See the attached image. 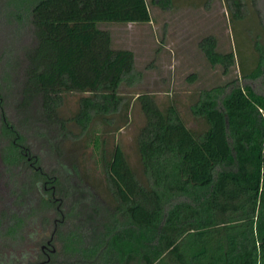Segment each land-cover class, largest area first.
I'll return each instance as SVG.
<instances>
[{
    "label": "trees",
    "instance_id": "trees-1",
    "mask_svg": "<svg viewBox=\"0 0 264 264\" xmlns=\"http://www.w3.org/2000/svg\"><path fill=\"white\" fill-rule=\"evenodd\" d=\"M225 2L232 25L255 30L250 58L238 60L241 78L264 83L261 17H249L242 0ZM15 9L24 11L19 21H25L28 38L16 56L22 66L17 106L44 131L45 149L63 171L60 176L56 169L34 168L35 157L15 144L21 136L5 123L36 175L34 184L41 185V203L57 217L48 221L52 252L40 264H264V94L235 82L200 92L190 106L191 117L202 124L197 133L172 107L161 112L151 96H138L144 117L135 137L138 176L118 144L106 150L101 137L127 123L118 88L135 75L132 53L112 49L99 25L148 23L144 0H21ZM197 49L223 75L234 64V54L216 52L212 36L201 38ZM71 93L87 96L63 119L62 96ZM79 136L99 147L100 180L86 167L82 179L74 162L60 161V142ZM68 179L78 195L73 216L57 190ZM101 186L109 204L92 191ZM70 222L73 234L66 230Z\"/></svg>",
    "mask_w": 264,
    "mask_h": 264
},
{
    "label": "rangeland",
    "instance_id": "rangeland-1",
    "mask_svg": "<svg viewBox=\"0 0 264 264\" xmlns=\"http://www.w3.org/2000/svg\"><path fill=\"white\" fill-rule=\"evenodd\" d=\"M242 1L249 10V17L259 15L264 26V0ZM144 2L149 15L148 23L99 25L100 29L109 33L112 49L132 53L135 75L129 84L118 88L119 96L128 106L127 123L118 132L109 131L107 136L103 134L101 137L105 138L106 150L111 149L113 142L118 144L127 164L138 176L140 168L135 137L144 124L140 105L136 101L138 96H151L161 112L172 107L184 126L197 133L202 130V124L191 117L190 106L200 92L235 82L240 86L247 84L256 94H264L262 79L243 80L238 64V60L243 62L245 58H250L253 51L250 40L255 30L252 25L248 30L244 26L249 25H232L225 0ZM17 3L21 4V0H0V264H9L11 259L14 264L41 261L42 257H36L38 247L48 238L49 219L57 218L41 203V185L38 182L34 184L36 175L31 173L32 168H26L15 144L28 148V154L35 157L34 168L56 169L58 175H63L56 160L45 149L48 145L46 134L40 127L35 128L33 118L26 119L23 109L17 106L19 97L15 81L22 66L18 65L16 56L28 42L25 21H19L25 14L22 9H15ZM205 36L215 39L216 52L234 54V64L226 74L223 75L219 67H210L197 49V42ZM262 36L264 38V32ZM261 44L264 42L261 41ZM246 63L249 65L247 68L253 66L250 60ZM85 96L79 93L63 95L59 116L63 119L72 117L77 111L79 98ZM5 123L15 127L21 142L13 141L14 133L5 127ZM69 129L73 134L78 132L70 125ZM105 129L102 128V131ZM84 139L85 136H79L62 140L60 149L63 158L60 161L65 166L67 161L74 162L82 179L83 167H86L88 175L100 180L99 147L95 148L92 142L85 143ZM71 186L75 185L68 179L57 188L67 206L66 211L71 213L69 216H73L78 206L74 202L78 195L73 194ZM102 190L103 186L92 191L102 203L109 204ZM66 230L73 234L76 228L70 222Z\"/></svg>",
    "mask_w": 264,
    "mask_h": 264
},
{
    "label": "flooded vegetation",
    "instance_id": "flooded-vegetation-1",
    "mask_svg": "<svg viewBox=\"0 0 264 264\" xmlns=\"http://www.w3.org/2000/svg\"><path fill=\"white\" fill-rule=\"evenodd\" d=\"M49 241H50V238L44 240L43 244H40L39 245L38 250H37L38 252H37V255L36 256H39L40 255L41 257L47 259L48 254L52 252L51 245L49 244ZM9 261H10L9 264H14L13 263L14 261H12V259L9 260ZM41 262L42 261H39V262L36 263L35 261H33V262H31V264H40ZM16 264H19V263L16 262Z\"/></svg>",
    "mask_w": 264,
    "mask_h": 264
}]
</instances>
